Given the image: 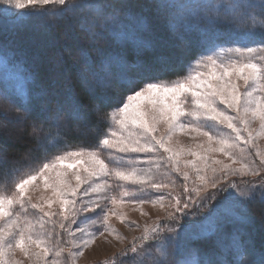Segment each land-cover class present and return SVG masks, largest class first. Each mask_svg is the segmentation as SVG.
Returning <instances> with one entry per match:
<instances>
[{"label":"snow or ice","instance_id":"1","mask_svg":"<svg viewBox=\"0 0 264 264\" xmlns=\"http://www.w3.org/2000/svg\"><path fill=\"white\" fill-rule=\"evenodd\" d=\"M155 8L158 13L166 14L168 30L178 38L197 36L201 55L189 64L185 75L166 79L148 75L146 69L129 64L119 53L105 56L97 67L81 49L86 82L90 77L98 86L107 87L117 81L128 87L119 106L108 113L109 119L126 130L127 135L117 138L110 127L95 147L61 151L23 170L15 165L9 168V162L0 159V166L12 174L11 187L8 182L0 185V264H20L15 259L17 250L32 264H61L60 258L67 251L64 264L69 261L74 264L76 258L84 255V249L105 233L123 239L110 223L112 217L126 222L125 213L118 211L121 206L145 203L164 209V222L145 226L143 234L134 238L130 248L103 264H118L129 254L133 264H146V259L150 264H224L214 258L213 253L203 252L186 241L217 236L222 218L250 223L252 217L247 207L238 205L257 199V192L259 201L264 203V176H261L264 157L259 167L252 161L242 163L239 169L215 159L212 163L222 167H211L212 176L207 175L209 153H221L232 164L238 162L235 150L240 148L241 141L248 143L253 139V130L249 127L253 121H260L258 134L264 135V0H156ZM75 9L94 11L103 20L102 27H107L114 36L126 34V30L118 28L122 23L119 14L108 13L105 5L93 0L79 3L74 0H0V13L21 18L54 19ZM137 23L143 25V18L137 17ZM221 24L234 25L235 33L222 38ZM84 30L95 39L97 34L91 27ZM134 68L140 76L129 74ZM202 68L209 71L205 73ZM0 75L14 82L12 92L0 88V112L7 116L15 111L17 119H27L33 81L21 71L3 44H0ZM240 80L244 82V92L239 89L237 81ZM25 95L28 103L21 99ZM96 110L99 111V105ZM228 110L236 115H230ZM68 118L85 119L78 101L70 105ZM61 119L62 110H59L54 120L58 123ZM161 125L165 126V132L157 135ZM42 131L43 126L33 124L31 134ZM177 131L195 133L205 140L196 143L194 148L174 147L171 141ZM243 132L248 133L247 139ZM56 135H60L59 131ZM39 147L46 146L40 142ZM161 150L168 155L156 156ZM105 151L108 162L103 156ZM140 153L151 155L146 161L129 155ZM185 154L193 159L183 161L184 167L191 166L200 182L191 189L195 198L191 194L185 197L169 193L165 204L164 195L146 199L126 190L125 185H136L135 191L141 193L169 188L172 182L155 180L152 167L139 165L165 160L175 172L181 173V156ZM197 160L203 162V168L198 166ZM154 167L158 171L161 165L157 162ZM237 173L261 176V179L243 181L244 190L235 181L223 183L228 175ZM181 175L185 181L189 179L187 171ZM36 181H42L44 190L50 191L51 196H41L34 202L28 187ZM209 185L215 191H208ZM117 189L119 194H112ZM189 192L185 184L183 193ZM221 194L222 200L218 199ZM29 209L34 211L29 212ZM139 210L141 215H146L142 208ZM129 223L139 226L135 221ZM136 241H156L155 253L143 244L138 247ZM222 247H227L232 254L227 264H264V255L249 259L250 246L239 233L232 234L227 243L218 239L216 248Z\"/></svg>","mask_w":264,"mask_h":264},{"label":"trees","instance_id":"2","mask_svg":"<svg viewBox=\"0 0 264 264\" xmlns=\"http://www.w3.org/2000/svg\"><path fill=\"white\" fill-rule=\"evenodd\" d=\"M93 2L105 5L108 13L117 12L122 21L118 28L126 30V34L114 36L107 27H102L103 20L89 9L70 10L54 19L5 17L0 14V44L7 46L9 55L33 81L31 111L25 119L23 136L11 142L0 131V152H6L4 159L9 162V168L15 165L23 170L29 165L37 166L45 157L50 158L61 151L95 147L106 134L108 113L119 106L129 89L117 81L107 87L96 85L90 77L86 82L81 49L97 67L105 56L119 53L129 64L146 69L148 75L166 79L185 75L189 64L202 53L195 34L180 39L168 30L167 16L157 12L156 0ZM137 17L143 18V25L137 23ZM85 27L96 32L94 40L84 30ZM219 32L226 39L227 34L235 33V26L221 24ZM129 74L134 77L141 75L135 68ZM0 88L12 92L14 83L0 75ZM21 99L28 103L26 95ZM76 101L85 119L68 118L69 107ZM97 105L99 111L96 110ZM59 110H62L63 119L57 123L54 117ZM15 113L13 111L7 116L15 117ZM33 124L43 126L44 131L31 134L27 127ZM57 131L60 133L58 137ZM40 142H44L46 147H39ZM11 180V172L0 167V185L8 182L10 186ZM245 206L252 217L250 223L224 220L217 236L188 239L186 243L203 252L213 253L214 258L227 264L232 254L227 247L217 249L216 241L227 243L232 234L239 233L250 246L249 259H259L264 255V203L257 197Z\"/></svg>","mask_w":264,"mask_h":264},{"label":"rangeland","instance_id":"3","mask_svg":"<svg viewBox=\"0 0 264 264\" xmlns=\"http://www.w3.org/2000/svg\"><path fill=\"white\" fill-rule=\"evenodd\" d=\"M76 1H81V0H74ZM23 11V10H21ZM1 15L5 16L4 14L0 13ZM14 16L11 13L6 15L5 17H11ZM201 71H204L207 73L209 70L208 69H201ZM9 81H12L8 79ZM12 83H14L12 81ZM239 85V89L241 92H244L245 85L242 80L237 81ZM223 107V106H221ZM230 115L235 116L236 113L228 110ZM15 117H10V116H5L0 112V131L3 137L7 141H16L18 137L23 136L24 133V127L25 126V119H17V113H15ZM20 115H23V113ZM109 117V116H108ZM117 133V138L121 135H127V131L121 129V127L118 124H115L112 120L109 119V128ZM222 127V126H221ZM249 127L253 130V139L249 141L248 143H244L243 141L240 142V148L235 150L237 160L238 162L236 164H232L231 160L225 157L223 154L214 152V153H209V160L208 164L210 165L209 169L207 170V175L209 177L212 176L211 173V167H216L220 168L222 165H215L212 163L213 160L219 159L223 161L226 164H229L231 168H236L239 169L241 168L242 163H249L251 164L252 161H255L256 167H259L260 165V159L261 157H264V135H260V121L256 120L253 121ZM28 132L31 131L32 126L27 127ZM108 130L106 134L108 133ZM223 131L228 132L230 130L228 129H223ZM165 132V126L161 125L160 130L157 132V135H161ZM105 134V135H106ZM242 135L247 139L248 133L243 132ZM204 137L196 136L195 133H190V132H180L177 131L175 135L172 137V145L175 146H182L184 148H194L195 144L198 142L204 141ZM240 149H243V152H241ZM114 151V150H112ZM257 152H259V156L257 155ZM164 155L165 157L168 155L166 153H163L162 150L160 153L155 154L156 156L159 155ZM6 152H0V158L4 159L6 156ZM117 155H124V154H117ZM129 155H135L140 157L142 161L147 160V156L151 154H129ZM104 158L106 159V162H108L107 159V151L103 153ZM193 157L185 154L181 156V173L184 171H187L189 173V179L187 181L184 180L183 176L181 173L175 172L169 164L166 163L165 160H153L152 165L148 163H141L139 166L148 168L152 167V171L154 173V179L157 181H162L164 183H169L172 182L169 186V188L166 189H161L159 192L156 190H147L143 193L141 192H136L135 189L138 187L136 185H125L126 190H128L130 193L142 197V198H155L157 195H164L166 197L165 199V204L168 203V194L172 193L173 195H183L187 196L188 194H191L195 198V193L191 192V189L198 187L200 185V182L196 179V173L195 171L189 166L188 168L184 167L183 161L185 160H192ZM160 163L161 167L157 171L154 167L155 163ZM197 164L199 167L203 168V162L197 160ZM3 168V166H0ZM217 175H223V173H217ZM261 176H264V169L261 170ZM261 176H242L240 173H237L236 175H228L226 180L223 181L224 184L230 183L232 181H235L238 185V187L241 190H244V185L243 181H252V180H260ZM187 185L189 188L190 192L189 193H183V186ZM11 187V185L9 186ZM28 191L31 194L33 201H38L41 196H51L50 191H45L43 187V182L42 181H36L34 182L33 185H30L28 187ZM208 191H215L214 189H211V186L209 185ZM114 195L119 194V190H114L112 192ZM203 194V193H202ZM256 197H259V192H257ZM127 199V198H126ZM218 199H223V194L218 196ZM239 199V198H237ZM247 202H241L238 206L239 207H244ZM109 207L111 205L109 204ZM140 208L143 209L144 213L146 215H141ZM34 210L29 209V212H32ZM118 211H122L125 213L127 219L125 223H121L117 218L112 217L110 219V223L113 228H115L119 235L123 237V239H117L116 236L109 235L108 233H105V236L103 237H98L96 242L84 249V255L76 258L74 261V264H103V262L110 260L111 258L115 257L118 253H120L123 249L125 248H130L132 243L134 242V238L140 237L143 232L145 226H153L155 225L158 221L159 223H163L164 219L166 217V211L164 209H161L159 205L153 206L151 203H145L142 206H137L133 204H125L121 206ZM97 212H99V209H97ZM91 215V214H88ZM224 220H234V219H221V222ZM131 221H135L136 225H139L138 227L135 225L130 226ZM75 227V226H73ZM79 236V233L77 234ZM137 246L139 247L140 244H143L144 247L153 253H155V246H156V241H136ZM67 258V251L62 255L61 259V264H64V260ZM15 259L20 261V264H32V261L23 255L22 252L19 250L16 251L15 253ZM52 257H49V260H51ZM69 264H73L72 261H69ZM118 264H133V259L132 255L129 254L128 256L122 258L121 261H118ZM146 264H150V261L146 259Z\"/></svg>","mask_w":264,"mask_h":264}]
</instances>
